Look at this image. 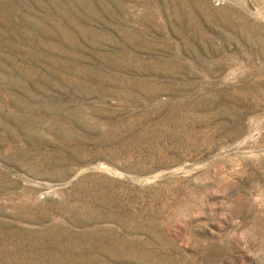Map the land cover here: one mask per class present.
Masks as SVG:
<instances>
[{
    "label": "rangeland",
    "instance_id": "obj_1",
    "mask_svg": "<svg viewBox=\"0 0 264 264\" xmlns=\"http://www.w3.org/2000/svg\"><path fill=\"white\" fill-rule=\"evenodd\" d=\"M0 264H264V0H0Z\"/></svg>",
    "mask_w": 264,
    "mask_h": 264
}]
</instances>
